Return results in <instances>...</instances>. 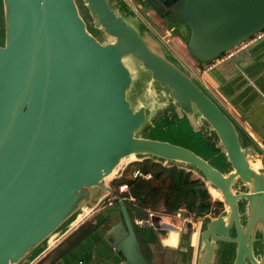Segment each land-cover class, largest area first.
Instances as JSON below:
<instances>
[{
    "label": "water",
    "instance_id": "95a60500",
    "mask_svg": "<svg viewBox=\"0 0 264 264\" xmlns=\"http://www.w3.org/2000/svg\"><path fill=\"white\" fill-rule=\"evenodd\" d=\"M149 2L185 19L197 60L232 53L216 70L235 76L255 64L264 0ZM135 60L149 72L143 89ZM162 119L203 155L148 137ZM262 154L125 0H0V264H34L147 159L179 165L222 196L223 214L200 225L194 264H264V169L254 166ZM118 202L122 220L108 242L125 264H149L132 215L147 211Z\"/></svg>",
    "mask_w": 264,
    "mask_h": 264
},
{
    "label": "crops",
    "instance_id": "0c3cea01",
    "mask_svg": "<svg viewBox=\"0 0 264 264\" xmlns=\"http://www.w3.org/2000/svg\"><path fill=\"white\" fill-rule=\"evenodd\" d=\"M125 1L132 8L137 10L148 24L149 19H147V17L155 14L160 15L163 21L168 23L166 15L158 12L149 0ZM173 11L172 9L170 13ZM155 32L157 33L156 30ZM168 32H173V29L169 28ZM159 36L161 37V35ZM248 43H250V41L246 44H242L239 49L244 48ZM250 53L255 60V64L238 76L233 75L230 68L222 72L216 70V67L227 55L217 62L208 65H202L200 62H197L196 69L199 71V74L192 69L191 71L203 88L208 91L216 102L219 103L244 132L257 144L259 151H263L261 145L264 143V41L257 44ZM254 166L259 169L262 168L259 159L254 162ZM138 169L139 168H135L132 171V175ZM210 191L212 195L216 197V190L210 187ZM87 220L96 225V232L55 264H125V258L122 254L116 252L107 239V234L110 229L122 220L119 202L116 201L111 204L105 199L103 203L90 214L85 222ZM159 221L161 223L160 225L158 220H155L154 225L139 228L140 234L154 252L153 264H157L156 259L167 256V253L170 255L175 253L188 256L186 254L190 247L193 248L191 253L193 259L190 264H194L199 235L198 231L195 233V230H192L191 227H188L189 230L185 231V227H183L180 222L174 221L173 219H159ZM159 227L165 229L160 230ZM180 227H182V229ZM184 246L187 251L181 250ZM178 251L180 252L178 253ZM49 252L39 258L34 264H38Z\"/></svg>",
    "mask_w": 264,
    "mask_h": 264
},
{
    "label": "trees",
    "instance_id": "16d2710c",
    "mask_svg": "<svg viewBox=\"0 0 264 264\" xmlns=\"http://www.w3.org/2000/svg\"><path fill=\"white\" fill-rule=\"evenodd\" d=\"M166 19L174 34L180 36L188 44L190 28L185 19L175 11L167 15ZM198 62L202 65H208L200 60ZM135 168H139L142 174L134 177L132 171ZM123 184L128 185L127 192H120L119 187ZM111 186L113 188L112 194H119L123 198L134 197L137 204H141L146 211L165 212L168 215H173L180 208H185L188 213L195 216L216 218L225 210L224 203L213 199L209 185L195 173L189 172L179 165H164L152 159L129 165L124 176L111 182ZM127 205L133 210V204L127 202ZM134 214L136 213L133 210L132 215L134 216ZM134 226L143 254L149 264H153L154 252L140 234V227L136 222H134ZM96 230V225L87 220L51 250L38 264H55L94 234ZM192 251L193 248L190 247L187 255L189 252L191 254Z\"/></svg>",
    "mask_w": 264,
    "mask_h": 264
},
{
    "label": "rangeland",
    "instance_id": "374dc122",
    "mask_svg": "<svg viewBox=\"0 0 264 264\" xmlns=\"http://www.w3.org/2000/svg\"><path fill=\"white\" fill-rule=\"evenodd\" d=\"M130 2V0H128ZM133 4V2L131 1ZM134 5V4H133ZM135 6V5H134ZM79 7H81L79 5ZM136 7V6H135ZM82 11V7H81ZM177 11H175L176 13ZM82 15L85 16L86 21L88 22L89 16L86 11V9L82 11ZM147 19H149V25L157 31L158 35H161L163 40L168 44V46L174 51V53L194 72L199 74V71L196 69L198 60L191 54L188 44L185 40L181 39L180 36L177 34H174V32H168L169 24L163 21V19L160 17V15H152L148 16ZM167 20V19H166ZM97 31V30H95ZM187 31H186V37H187ZM131 68L139 72L140 75V81L138 82L137 87L139 89H143L149 82V72H147L138 61H133L130 65ZM129 99L135 103L134 97L129 96ZM151 138H156L159 140H165L169 141L174 144H180L186 147H189L196 151L197 153L203 155L201 151L199 150L197 145H194L191 143L192 138L189 137V134L183 133V128H180L176 123H171L169 119H162L157 124L156 127L149 131V134L147 135ZM207 152H209V149H207ZM137 164V163H134ZM136 166V165H134ZM220 195V196H219ZM216 197L213 196L214 200H222L221 194L216 190ZM135 218H140L139 215L134 214ZM196 233V232H195ZM166 255V254H165ZM187 255V254H186ZM193 259L192 254H188V256L180 255V254H173L170 255L167 253V256L159 257L157 260V264H190Z\"/></svg>",
    "mask_w": 264,
    "mask_h": 264
},
{
    "label": "built area",
    "instance_id": "2783aa9c",
    "mask_svg": "<svg viewBox=\"0 0 264 264\" xmlns=\"http://www.w3.org/2000/svg\"><path fill=\"white\" fill-rule=\"evenodd\" d=\"M264 36V31L259 33L257 36H255V40H258L260 38H262ZM235 52V51H234ZM232 54V53H231ZM231 54H228L227 57H230ZM261 145V144H260ZM262 150H263V154L262 157L260 159V163L262 168L264 169V143L261 145ZM142 173L140 172V170H136L133 174L134 177H137L139 175H141ZM149 178V176H147ZM128 185L127 184H123L120 186V192H127L128 191ZM118 196H120L119 194H111L109 195L106 200H108L111 204H113L114 202L118 201ZM127 202L133 204L134 208L138 207L137 201L134 197H127L124 198ZM147 217H142L140 216V218L138 217L137 220V225L139 227H144V226H151L154 225V221L158 219V223L159 225L161 224L159 221L161 219H166V220H170L173 219L174 221H178L181 223V225L183 227L185 226H189L192 228V230L194 229L195 232L199 231L200 225L202 224L203 220L207 217V216H195L193 214L188 213V211L185 208H180L175 214L173 215H168L165 212H152L147 210ZM182 229V227H180ZM160 230H164L163 227H159Z\"/></svg>",
    "mask_w": 264,
    "mask_h": 264
},
{
    "label": "bare ground",
    "instance_id": "6f19581e",
    "mask_svg": "<svg viewBox=\"0 0 264 264\" xmlns=\"http://www.w3.org/2000/svg\"><path fill=\"white\" fill-rule=\"evenodd\" d=\"M220 194V193H219ZM220 196V195H219ZM170 238V237H169ZM172 242V241H171ZM177 244V243H176Z\"/></svg>",
    "mask_w": 264,
    "mask_h": 264
}]
</instances>
